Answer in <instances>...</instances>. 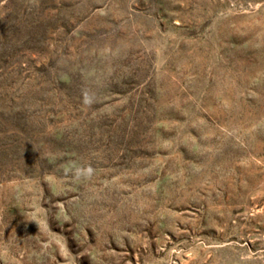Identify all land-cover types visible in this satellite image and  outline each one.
<instances>
[{
  "label": "rangeland",
  "instance_id": "374dc122",
  "mask_svg": "<svg viewBox=\"0 0 264 264\" xmlns=\"http://www.w3.org/2000/svg\"><path fill=\"white\" fill-rule=\"evenodd\" d=\"M0 264H264V0H0Z\"/></svg>",
  "mask_w": 264,
  "mask_h": 264
}]
</instances>
